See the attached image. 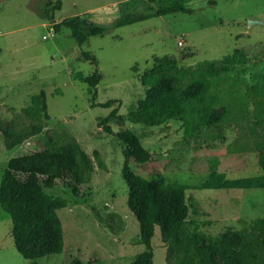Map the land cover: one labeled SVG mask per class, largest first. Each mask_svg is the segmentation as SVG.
<instances>
[{
    "label": "rangeland",
    "instance_id": "374dc122",
    "mask_svg": "<svg viewBox=\"0 0 264 264\" xmlns=\"http://www.w3.org/2000/svg\"><path fill=\"white\" fill-rule=\"evenodd\" d=\"M175 2L188 12L156 15L146 10L147 0H0V127L25 122L21 109L40 90L49 115L39 134L11 150L5 149L0 132V179L11 157L67 144L71 137L94 163L79 196L60 182L46 189L68 202L58 212L63 230L58 254L24 259L13 243L11 219L0 208V264H130L143 250L121 175L124 145L98 126L114 108L111 129H130L151 153L145 163L130 161V168L151 184L187 185L178 195L179 217L204 233L207 242L229 230L247 232L251 220L264 218V188L256 185L264 172V0H158L151 5L157 9ZM124 14L133 22L114 28ZM75 16L83 21L82 33L90 25L104 26L105 32L85 36L78 46L68 29H54ZM81 51L94 55L96 66ZM237 51L245 52L244 58L230 61L227 57ZM223 62L228 69L214 81V127L190 134L177 119L154 126L129 120L130 110L146 95L149 77ZM95 67L101 78L92 102L83 78ZM171 85L181 87L183 81ZM108 100L113 101L109 107L98 105ZM213 170L234 186L199 188ZM91 206L119 215L122 229L116 233L104 227ZM151 245L152 264H167L159 223Z\"/></svg>",
    "mask_w": 264,
    "mask_h": 264
},
{
    "label": "trees",
    "instance_id": "16d2710c",
    "mask_svg": "<svg viewBox=\"0 0 264 264\" xmlns=\"http://www.w3.org/2000/svg\"><path fill=\"white\" fill-rule=\"evenodd\" d=\"M147 1L149 4L146 10L153 11L156 15L188 12L178 2L155 9L151 3L158 0ZM59 4L60 2L56 5L57 9L60 8ZM82 22L79 16H75L55 23L54 29L57 32L62 27L68 29L78 46L85 41V36H96L105 32L104 26L90 25L84 34L80 30ZM130 22L133 19L124 14L114 21L113 27L124 26ZM81 55L96 66L94 55L85 51H81ZM244 55L245 52L237 51L227 58L234 62V59L244 58ZM227 66L223 62L222 65L209 63L204 70L179 67L170 77H149L146 95L130 110L129 120L154 126L169 119H177L182 121L190 134L205 127H214L217 121L214 104L218 95L214 81L228 69ZM100 78L101 74L96 67L90 75L83 78L88 85L92 102ZM175 79L182 80L183 86H172L171 82ZM112 102L108 100L98 105L109 107ZM21 113L26 119L25 122L0 127L7 150L42 131L49 119L44 91L40 90L32 95ZM116 114L117 109H112L98 126L105 133L116 136L124 145L121 175L128 188L127 207L138 223V238L143 245V250L135 255L130 264H152L151 238L157 223L160 224L168 249L165 256L167 264H264V218L251 220L247 232L229 230L207 242L204 233L191 229L179 217L178 195L181 190L188 188L187 185L174 181L151 184L147 178L130 168V161L145 163L150 159L151 153L142 146L139 138L130 129L116 132L111 129L108 123ZM93 154L98 166L104 169L105 164L99 153L94 151ZM93 170L91 156L73 137L67 144H47L40 150L11 157L7 161L0 179V208L11 219L13 243L24 259L37 260L43 256L58 254L63 248V230L58 212L68 202L62 196L48 194L46 189L54 188L60 182L70 188L74 196H79L81 185L91 180ZM256 185L264 188V172ZM231 186L234 183L224 173L213 170L200 183L199 188ZM91 211L110 231L117 233L122 229L123 221L116 213H105L95 206H91Z\"/></svg>",
    "mask_w": 264,
    "mask_h": 264
}]
</instances>
